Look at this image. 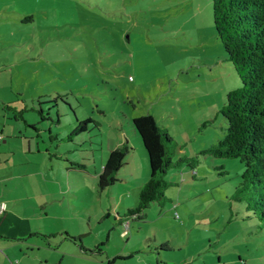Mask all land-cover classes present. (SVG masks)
<instances>
[{"label":"rangeland","instance_id":"374dc122","mask_svg":"<svg viewBox=\"0 0 264 264\" xmlns=\"http://www.w3.org/2000/svg\"><path fill=\"white\" fill-rule=\"evenodd\" d=\"M239 85L211 0H0L10 231L80 233L103 264H264V225L235 195L243 162L205 150ZM146 113L175 139L172 159L189 160L165 173V201L137 215L128 209L150 169L131 119ZM122 143L117 180L101 189L98 172ZM31 254L20 263L36 264Z\"/></svg>","mask_w":264,"mask_h":264},{"label":"trees","instance_id":"16d2710c","mask_svg":"<svg viewBox=\"0 0 264 264\" xmlns=\"http://www.w3.org/2000/svg\"><path fill=\"white\" fill-rule=\"evenodd\" d=\"M211 5L216 35L240 85L227 93L220 108L226 122L222 138L205 150L215 157H235L243 162L235 195L264 225V0H211ZM28 19V15L23 17ZM86 122L87 119L80 121L68 137L82 130ZM131 122L146 150L150 169L148 179L139 189L137 205L128 209L130 214L141 215L151 202L165 201L164 189L168 184L165 173L189 158L172 159L176 141L165 127L156 124L150 113L134 116ZM128 151L129 147L122 143L109 152L97 177L101 189L117 180L116 173ZM189 165L193 167L192 163ZM65 235L89 250L84 247L81 235L66 232Z\"/></svg>","mask_w":264,"mask_h":264},{"label":"crops","instance_id":"0c3cea01","mask_svg":"<svg viewBox=\"0 0 264 264\" xmlns=\"http://www.w3.org/2000/svg\"><path fill=\"white\" fill-rule=\"evenodd\" d=\"M2 140L3 142H7L6 139H3V136ZM27 147L30 148V145H27ZM52 194H54V191ZM0 202L5 204V210L0 213V264H14V259L17 264H21L22 257L27 254L32 255V252L36 253L33 255V258L37 262L36 264H103L100 262L102 260L98 259V261L95 258V252L82 249L75 241L66 236V231L61 233L63 236H54V232L42 235L35 230L29 235L24 236L16 233L17 231L14 228L13 231H10L9 225L14 214L12 211L6 209V203L3 200ZM71 235L76 236L81 234L73 233ZM81 241L85 248L86 246H91L86 244L82 239ZM107 260L112 264L113 258L107 257Z\"/></svg>","mask_w":264,"mask_h":264},{"label":"built area","instance_id":"2783aa9c","mask_svg":"<svg viewBox=\"0 0 264 264\" xmlns=\"http://www.w3.org/2000/svg\"><path fill=\"white\" fill-rule=\"evenodd\" d=\"M2 139V134L0 133V140ZM5 210V204L3 202L0 203V213Z\"/></svg>","mask_w":264,"mask_h":264}]
</instances>
